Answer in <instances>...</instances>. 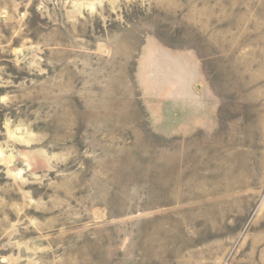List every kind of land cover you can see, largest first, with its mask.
Instances as JSON below:
<instances>
[{
	"label": "rangeland",
	"instance_id": "obj_1",
	"mask_svg": "<svg viewBox=\"0 0 264 264\" xmlns=\"http://www.w3.org/2000/svg\"><path fill=\"white\" fill-rule=\"evenodd\" d=\"M0 264H264V0H0Z\"/></svg>",
	"mask_w": 264,
	"mask_h": 264
}]
</instances>
